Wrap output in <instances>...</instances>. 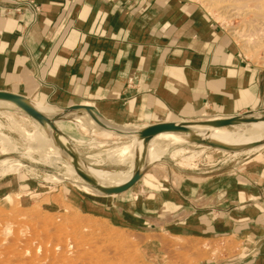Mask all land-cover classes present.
<instances>
[{
	"label": "crops",
	"instance_id": "crops-1",
	"mask_svg": "<svg viewBox=\"0 0 264 264\" xmlns=\"http://www.w3.org/2000/svg\"><path fill=\"white\" fill-rule=\"evenodd\" d=\"M0 91L55 115V106L42 103L106 105L116 123L264 113V70L245 63L207 14L178 0L132 11L113 0H0ZM63 115L61 122L70 118L105 135L129 131L102 118L107 129L100 128L84 111ZM250 163L249 172L229 178L186 174L176 185L149 172L137 183L152 181L156 191L134 192L136 183L117 201L134 203L137 193L138 210L128 217L150 222L142 211L153 209V225L178 238L214 242L249 224L247 235L264 240V152Z\"/></svg>",
	"mask_w": 264,
	"mask_h": 264
},
{
	"label": "rangeland",
	"instance_id": "rangeland-1",
	"mask_svg": "<svg viewBox=\"0 0 264 264\" xmlns=\"http://www.w3.org/2000/svg\"><path fill=\"white\" fill-rule=\"evenodd\" d=\"M151 1L113 0V6L132 11L142 9ZM178 1L207 14L245 63L264 70V19L262 22L258 15L255 16L257 5L263 3L264 7V0ZM42 104H51L60 111L55 115L46 106V114L56 120L64 117L73 105H91L110 126L129 131L105 135L69 118L59 130L72 149L68 152L31 115L18 108H0V264H264V259L260 260L264 254V240L247 235L249 224L233 232L235 237L214 242L178 238L173 229L160 230L153 225V209L142 211L147 215L141 219L150 222L139 223L128 217L130 211L138 210L137 193L134 203L123 204L117 201L118 194L104 195L102 188L88 186L96 184L76 170L79 164L128 176L138 172L141 157L136 152L133 159L131 156V159L126 157L117 162L108 151L137 146L135 132L149 126V122L116 123L108 115L106 105L88 102L66 107ZM254 113L264 117L262 112ZM248 115L251 113L241 114ZM212 116L204 112L197 118L171 123L186 125L204 123L210 118L224 119ZM252 125H259V122L223 127L227 134L238 137ZM39 138L45 146L40 144ZM174 141L179 142L170 145L158 163L141 171L140 179L149 172L168 177L175 185L176 178L186 174L193 178L217 175L229 178L234 173L249 172L250 160L264 152V145L238 152L221 151L214 146L188 141L182 134ZM52 147L58 154L52 153ZM142 186L146 194L158 188L152 181H141L132 190L139 191ZM169 219L164 213L163 221Z\"/></svg>",
	"mask_w": 264,
	"mask_h": 264
},
{
	"label": "bare ground",
	"instance_id": "bare-ground-1",
	"mask_svg": "<svg viewBox=\"0 0 264 264\" xmlns=\"http://www.w3.org/2000/svg\"><path fill=\"white\" fill-rule=\"evenodd\" d=\"M212 1L213 0H211V2ZM222 1L224 3L225 0H214L213 2L219 3ZM227 1L231 2V0H227ZM252 1L256 2V0H252ZM232 3H229V4L234 5ZM262 4H260V6L257 5L258 6L257 12H255V14L257 13L255 16L258 15L257 18L261 20L264 19V7L261 6ZM3 94H9V93H3ZM12 96H15L16 98H10L5 95L0 96V108H7V109L18 108L21 112L27 113L23 106L25 105V106L31 107L33 110H35L37 113L41 115V118H35V119L43 127L46 128V130L48 131L50 135H53L56 138V142L59 143V145L62 146L66 151L70 152L69 150H72L67 140L59 134V130L61 129L62 124L64 122H61L60 120L52 119L50 115H47L45 112L46 106H41L37 104L36 102L35 103L30 102L26 100L24 97L19 96V95H12ZM75 111H84L85 113H87V115L91 119L95 121L97 126L103 129H107L105 125L99 122V118H101V116L98 114V112L93 107L82 105L79 108H75L73 110L68 111L66 114H69ZM250 113L251 115H248V116L237 115V116L231 117L232 118L231 125L238 124V123L244 125L247 123L259 122V125L250 126V129H248L247 131L243 133V135L238 136V137H234L232 135L227 134L226 133L227 131H225L224 127L220 126L217 123L218 119L216 118H212V119L210 118L206 122L198 123V124H186V125L182 124L181 125L178 123H174L177 127L176 129L160 131L153 135H144L143 133L147 128H149L152 125L145 126L142 129L137 130L135 132V135L137 136V140L139 142L137 146L136 145L133 146L134 150H133V147L131 146V147H118V148L111 149L110 151H108L110 152V155L116 157L117 162H119L120 160L126 157H130L131 159V156L133 159L134 152H136V154L141 157V161L138 165V172L131 173L130 176H128L125 173H111V172H108L102 169L90 167V166L83 165V164H79L76 170L79 171L81 174H84L85 176H87L92 181H94L96 185H88L89 187L94 189L96 186L98 190L102 188L101 190L104 191L107 189L118 188V187L125 185L135 174L140 173L146 167H149V165H153L156 162H159L158 160H160L162 155L166 153L168 147L170 145H173L176 142H179V141H174V139L179 138L181 134L186 136L188 138V141L193 140V141H197L200 144H203L204 146H214L217 150H221V151H230V152L237 151L238 152L241 150H248L250 148H254V147L257 148L258 146H263L264 145V117L258 114H255L254 112H250ZM245 114H249V113H245ZM69 116L72 117L71 115ZM198 134L200 136H198ZM39 141H41L40 143L41 145H44V146L46 145L45 143H42V139ZM36 143L38 142L36 141ZM48 148H51V147H48ZM52 153L58 154L54 147H52ZM68 157L70 156L68 155ZM71 173H73V170H71Z\"/></svg>",
	"mask_w": 264,
	"mask_h": 264
},
{
	"label": "water",
	"instance_id": "water-1",
	"mask_svg": "<svg viewBox=\"0 0 264 264\" xmlns=\"http://www.w3.org/2000/svg\"><path fill=\"white\" fill-rule=\"evenodd\" d=\"M5 92H0V96L5 95L8 96L10 98H16L15 96H12L14 94H3ZM24 109L26 110L27 114L31 115L33 118H41V115L39 113H37L35 110H33L31 107L29 106H23ZM80 106H74V107H70V110H73L75 108H79ZM232 122V118H224L220 121H218L217 123L220 126H228L231 125ZM176 125L174 123H164V124H157V125H152L149 128H147L143 133L144 135H153L156 134L160 131H164V130H173L176 129ZM141 173H137L135 174L125 185L118 187V188H113V189H107L105 190L106 195H116V194H121L125 191H127L128 189H130L134 184H136L139 179H140ZM87 179V178H86Z\"/></svg>",
	"mask_w": 264,
	"mask_h": 264
}]
</instances>
